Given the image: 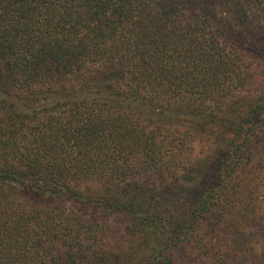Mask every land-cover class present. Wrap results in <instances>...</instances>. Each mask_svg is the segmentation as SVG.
Returning <instances> with one entry per match:
<instances>
[{"label":"trees","instance_id":"trees-1","mask_svg":"<svg viewBox=\"0 0 264 264\" xmlns=\"http://www.w3.org/2000/svg\"><path fill=\"white\" fill-rule=\"evenodd\" d=\"M263 135L264 0H0V264H264Z\"/></svg>","mask_w":264,"mask_h":264},{"label":"rangeland","instance_id":"rangeland-1","mask_svg":"<svg viewBox=\"0 0 264 264\" xmlns=\"http://www.w3.org/2000/svg\"><path fill=\"white\" fill-rule=\"evenodd\" d=\"M260 141V145L257 146V149H260V154L258 156L260 162L257 164V171H262L264 173V135ZM196 148L198 150L202 147L197 145ZM254 191V196H256V208L258 209L256 218L252 221L250 226H245L241 229V235L238 236L235 234L234 236L235 240L239 242V246H241L240 249L243 251V255H245V252L248 253L246 249H250L252 247H255L258 250V253H261L259 252L261 249V254L264 255V177ZM189 250L190 249L188 247H184V249L178 250L177 253L179 256H184V254L188 253Z\"/></svg>","mask_w":264,"mask_h":264}]
</instances>
